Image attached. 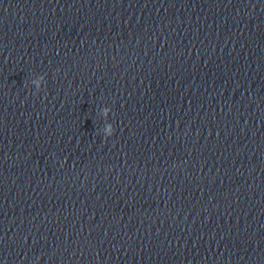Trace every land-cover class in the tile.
I'll use <instances>...</instances> for the list:
<instances>
[{
    "label": "clouds",
    "instance_id": "obj_1",
    "mask_svg": "<svg viewBox=\"0 0 264 264\" xmlns=\"http://www.w3.org/2000/svg\"><path fill=\"white\" fill-rule=\"evenodd\" d=\"M42 81L44 82V85H46L45 76H43V75H40L31 81V84L35 86L36 94H38L42 90V88H41V82ZM110 112H111L110 108L106 107V108L102 109V114L105 117H107L110 114ZM104 131H105V135H103V136H104V139L107 140V138L114 135L116 129L112 123H108V124L104 125Z\"/></svg>",
    "mask_w": 264,
    "mask_h": 264
}]
</instances>
